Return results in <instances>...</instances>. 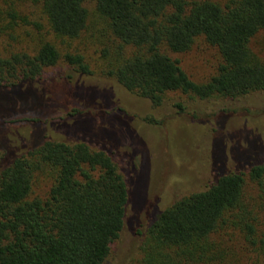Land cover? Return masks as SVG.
I'll list each match as a JSON object with an SVG mask.
<instances>
[{
	"label": "trees",
	"instance_id": "16d2710c",
	"mask_svg": "<svg viewBox=\"0 0 264 264\" xmlns=\"http://www.w3.org/2000/svg\"><path fill=\"white\" fill-rule=\"evenodd\" d=\"M29 1L38 8L36 21L20 10ZM0 2V98L8 100L0 106L22 111L1 117L2 125L61 120L44 117L53 102L44 99L43 91L30 89L46 82L59 65L103 79L155 109L170 93L199 101H237L264 92V61L250 46L264 33V0ZM29 26L32 31L18 32ZM199 38L219 56L215 72L204 82L193 81L170 56L187 53ZM108 89L82 96L83 90L75 88L71 94L101 98L100 115L128 116L118 99L87 95ZM29 94H39L30 105ZM13 98L22 102L15 104ZM174 105L183 110L180 103ZM82 115L73 107L69 117ZM85 118L81 126L64 127L74 140L44 136L0 170V264H104L108 258L131 194L112 149V144L124 143L114 123L124 122H109L104 129ZM145 121L155 123L149 116ZM232 146L239 149L238 141ZM259 155L260 160H239L242 170H220L205 189L155 211L141 243L140 264H264V222L245 197L252 184L264 202V151ZM39 181L46 189L39 188Z\"/></svg>",
	"mask_w": 264,
	"mask_h": 264
},
{
	"label": "rangeland",
	"instance_id": "374dc122",
	"mask_svg": "<svg viewBox=\"0 0 264 264\" xmlns=\"http://www.w3.org/2000/svg\"><path fill=\"white\" fill-rule=\"evenodd\" d=\"M211 1L224 3L226 0ZM0 6L4 8L1 2ZM20 10L30 21L39 18L38 8L31 1L21 5ZM24 30L32 31L33 27L19 28L18 32ZM250 46L264 61V33L255 37ZM170 56L179 61L182 69L195 82L206 81L219 62L216 49L201 38L187 53ZM88 57L95 64L91 52ZM30 87L32 92L43 91L44 99L53 102L45 107L44 117L59 116L61 120L46 124H0V170L13 157L41 142L44 136L74 140L73 133L64 127H70L74 122L81 126L86 122L85 117L94 119L104 129L109 122H124L121 125L114 123L116 136L124 143H114L112 149L116 152L115 160L120 171L129 181L131 194L123 229L104 264H140L142 240L159 211L186 195L205 189L220 170H242L244 162L239 160L244 158L248 161L247 156L262 159L258 156L261 150L264 151V92L237 101H199L170 93L165 103L155 109L146 101L112 88L103 79L78 74L64 65L52 70L46 82L31 84ZM75 88L83 90L82 96L85 91L112 88L87 95L118 99L119 106L129 115L122 114L118 118L100 115L101 98L76 95L80 97L77 98L71 94ZM37 96L29 94L27 104L30 105L33 102L31 99ZM1 100L4 103L8 101L3 97ZM11 101L15 104L22 102L14 98ZM175 103H180L183 110H178ZM73 107L83 111L84 115L78 119L69 117L73 114ZM21 112L20 109L0 106V118ZM147 116L155 123L146 122ZM130 130L134 132L133 136L129 135ZM103 131L95 136L98 138ZM236 141L239 149L232 146ZM217 161H223V164L214 165ZM38 185L40 189L48 186L44 181H39ZM141 185L146 187L140 188ZM245 197L259 211V217L264 222V202L252 184L247 185Z\"/></svg>",
	"mask_w": 264,
	"mask_h": 264
}]
</instances>
